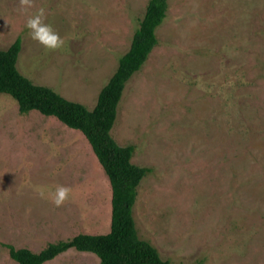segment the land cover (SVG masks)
I'll return each mask as SVG.
<instances>
[{"label": "rangeland", "instance_id": "obj_1", "mask_svg": "<svg viewBox=\"0 0 264 264\" xmlns=\"http://www.w3.org/2000/svg\"><path fill=\"white\" fill-rule=\"evenodd\" d=\"M149 0H0V49L17 37L20 73L88 109L124 54ZM64 39H32L29 15ZM157 44L123 91L111 135L151 171L137 187L140 239L170 264H264V0H168ZM59 185L71 189L60 206ZM112 189L84 135L0 93L3 244L39 252L105 234ZM74 248L43 264H98Z\"/></svg>", "mask_w": 264, "mask_h": 264}, {"label": "trees", "instance_id": "obj_2", "mask_svg": "<svg viewBox=\"0 0 264 264\" xmlns=\"http://www.w3.org/2000/svg\"><path fill=\"white\" fill-rule=\"evenodd\" d=\"M167 10L168 0L148 1L128 50L118 58L116 69L100 89L92 109L66 99L49 86L35 84L20 73L17 68L20 37L6 49H0V93L12 96L21 114L37 110L79 130L102 165L112 189L109 232L79 233L67 240L50 242L39 252L3 244L18 264H43L70 248L96 254L98 264H170L154 246L139 238L133 217L137 187L151 168L133 164L134 146H121L111 135L126 83L141 69L157 44L156 29L166 18Z\"/></svg>", "mask_w": 264, "mask_h": 264}, {"label": "clouds", "instance_id": "obj_3", "mask_svg": "<svg viewBox=\"0 0 264 264\" xmlns=\"http://www.w3.org/2000/svg\"><path fill=\"white\" fill-rule=\"evenodd\" d=\"M22 7L27 11L32 6V0H20ZM26 27L30 30L32 39L38 41L48 49H58L64 44V39L54 28L45 22L44 9H40L35 14L28 17ZM71 189L64 185H59L55 189L54 203L56 206L62 205L68 198Z\"/></svg>", "mask_w": 264, "mask_h": 264}]
</instances>
